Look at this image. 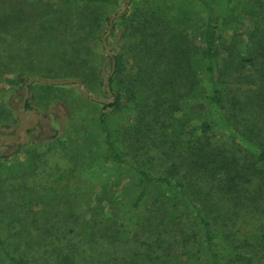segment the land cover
<instances>
[{
  "label": "trees",
  "instance_id": "1",
  "mask_svg": "<svg viewBox=\"0 0 264 264\" xmlns=\"http://www.w3.org/2000/svg\"><path fill=\"white\" fill-rule=\"evenodd\" d=\"M18 1L0 0L13 6L8 30L0 17V73L14 60L29 109L32 51L18 53L29 66L17 72L11 50L35 0ZM59 1L79 20L63 27L43 17L36 32L54 36L67 68L92 45L105 51L107 31L123 27L120 51L106 53L109 75L116 63L105 90L113 100L97 101L102 163L57 171L86 178L84 211L76 194L48 209L37 163L0 172L2 264H264V0H130L118 19L98 9L121 0ZM108 107L124 118L112 120Z\"/></svg>",
  "mask_w": 264,
  "mask_h": 264
},
{
  "label": "rangeland",
  "instance_id": "2",
  "mask_svg": "<svg viewBox=\"0 0 264 264\" xmlns=\"http://www.w3.org/2000/svg\"><path fill=\"white\" fill-rule=\"evenodd\" d=\"M46 1L35 0L33 5L26 8L27 13L23 15L24 19L18 21L19 30L17 29L16 33L19 45H17L16 50H11L12 52L9 51L5 54V56H9L10 52L11 54H17L19 58L15 60L16 71L20 72V69L28 67L29 63L23 64L19 55H26L28 53L27 49L32 51L34 64L30 67L29 74L33 77L31 81L36 82L34 88L36 95L30 101V108L24 110L27 112L24 118L28 119L25 122V127L31 129V132L28 133L26 140L21 143L5 141L0 147V172L2 176L6 177L14 169L21 167L24 169L29 167L30 163H37L39 169L43 170L41 177L50 186L40 192L48 194L46 200L48 209L56 210L58 208L56 202L59 197L66 198L68 195L76 194L79 201L78 208L84 211V205L82 204L85 200L82 199L87 193V186L82 185V183H85L86 178L76 176L70 180L68 174H57V171L58 169L67 171L74 165L73 163H102V138L98 133L96 122L103 106L97 101L109 102L113 100L112 95L105 92L107 88L104 81L109 76L110 71L106 53L115 54L120 51V47L124 42L122 40L123 27L117 25L118 30L112 36H110V31H107L105 37H109V42H107L105 51L99 44L92 45L93 47L84 54V58L78 61V65H75L77 69L73 66L67 68L68 63L71 61L69 55L62 47L55 48L56 43L51 42V37L54 36L46 37L44 35L43 37L42 32H36L37 22L39 25L43 17L45 19L50 18L54 22L62 19V21H59L60 23L55 24L64 27V25L69 26L79 20L80 15L77 13L73 16L65 15L66 10L64 9L70 7L71 2L66 4V1ZM20 3L17 0L16 5ZM128 5V0H121V6L118 8H97L98 17H114L123 13ZM12 9L13 6L8 3L1 5L0 17L6 18L8 21ZM4 12H7V15H4ZM84 17L87 18V16ZM28 23L31 25L30 31L24 32L21 26ZM49 23L52 22L49 21ZM9 24V21L6 22L7 30ZM46 24L48 25V22ZM190 33L198 42L196 30H191ZM45 45H50V48L44 49ZM13 61H8L5 72L0 73V91L6 95V102L0 105V110L4 111L1 113L2 118L0 119V141L9 137L17 140L25 138L24 130L21 129L18 132V129L23 124L20 114L22 113L26 93L20 85L15 83L14 76L17 73H12L9 66ZM52 70L56 71V74L51 75ZM74 70H80L82 76H75L78 74H75ZM40 80H74L75 82L60 84L67 86L65 91H49L41 88V84L46 83ZM82 87L86 88L85 92L89 96L81 92ZM196 109H199V107H191L193 112ZM112 110L113 107L106 108L112 120L119 121L124 118V114L119 115L120 113H113ZM36 114L38 115V122L34 124L33 119H35ZM55 135L59 137V140L53 138ZM39 163H48L45 166L46 170ZM110 173L111 170H108V175ZM62 207L64 208L63 205L59 208ZM0 264H2L1 261Z\"/></svg>",
  "mask_w": 264,
  "mask_h": 264
},
{
  "label": "water",
  "instance_id": "3",
  "mask_svg": "<svg viewBox=\"0 0 264 264\" xmlns=\"http://www.w3.org/2000/svg\"><path fill=\"white\" fill-rule=\"evenodd\" d=\"M129 1H130V0H128V3H129ZM119 16H120V14H117V15H115L114 17H119ZM104 44L107 46V42H106V41H104ZM108 53H110V52H108ZM115 66H116V63H115V61H113L111 74H110V75L105 79V81H104V84L106 85V88H107L108 91H110V87H109V85H108V81H109L110 76L113 74V72H114V70H115ZM40 81L43 82V83H47V84H67V83H69V82H75L74 80H63V81H56V80H40ZM82 88H83V90H86L85 87H82ZM27 96H28V95H26V98H25L24 103H23L22 113L20 114V119H23V124H22V126L18 129V132H19V130H21V129L24 130V132H25V138L22 139V140H17V139L11 138V137L6 138V139H2V140L0 141V147L5 143V141H12V142L18 144V143H21V142H23L24 140H26V138H27V136H28V129L25 127V122H26L28 119L24 118V116L27 114V112H25L24 110H25V108H26ZM32 113H33V112H32ZM35 116H36L35 119H33V123H34V124H36V123L38 122V115L36 114Z\"/></svg>",
  "mask_w": 264,
  "mask_h": 264
}]
</instances>
